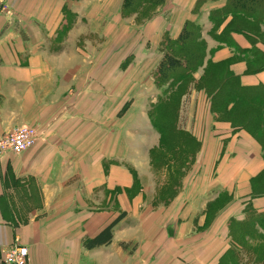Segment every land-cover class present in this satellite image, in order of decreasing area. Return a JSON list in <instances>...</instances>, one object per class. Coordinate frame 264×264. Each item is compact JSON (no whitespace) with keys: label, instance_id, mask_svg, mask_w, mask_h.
<instances>
[{"label":"crops","instance_id":"crops-1","mask_svg":"<svg viewBox=\"0 0 264 264\" xmlns=\"http://www.w3.org/2000/svg\"><path fill=\"white\" fill-rule=\"evenodd\" d=\"M198 1L163 0L141 26L148 70L130 118L128 66L114 70L112 61L127 47L112 46L124 0H8L0 15V137L28 125L39 138L0 157V264L15 243L28 247L30 264L264 261V248L255 252L264 247V146L245 125L212 112L203 94L185 127L199 143L197 172L186 170L171 198L153 204L160 178L149 150L159 134L150 145L133 144L148 130L146 102L159 91L152 70L161 38L176 39L186 21L208 33L212 13L227 4ZM257 27L228 31L231 44L208 40L214 62L227 63L246 88H264V23ZM136 182L140 191L130 194ZM122 213L111 240L92 244Z\"/></svg>","mask_w":264,"mask_h":264},{"label":"rangeland","instance_id":"rangeland-1","mask_svg":"<svg viewBox=\"0 0 264 264\" xmlns=\"http://www.w3.org/2000/svg\"><path fill=\"white\" fill-rule=\"evenodd\" d=\"M128 2L127 7L124 8L122 6L121 10V16L124 21H117L113 26L114 32L117 31L118 34L113 37L112 42L114 49H117L122 42L123 46L126 44L127 47L124 48L123 53L114 51L112 61L114 70H118L117 63L119 62L128 66L130 84L128 86L129 101L127 103L131 118L138 103L139 105L141 103L134 97L137 90V83L143 75L142 73L148 70L146 64L142 63L144 57L141 54L140 46L143 39L141 26L148 22L150 23L147 20L153 17L156 6L151 0H134L133 5L130 4V1ZM257 12L259 11L257 10ZM189 22L193 34L186 46L176 44L174 39L168 36L161 38L160 45H158L161 54L166 49L172 50L186 62L184 63V67L178 69L174 74H171V78L167 81H160L156 74V69L152 70L153 78L159 91L155 100L146 102L147 105L145 108L149 116L148 130H144V134L140 133L138 137L132 138L133 141L136 139L141 146H146L152 143V134L154 132L157 135L159 134L156 141L160 143L155 148L151 147L149 150L152 171L156 178H160L158 180L160 187H156V197L148 198L151 204L159 201H168L172 196L171 194H174L179 188L186 170L188 171L190 169V172L192 170L193 174L197 172L198 166L194 165V163L199 151V143L197 138L191 136V133L185 127H187V124H190L192 116L198 110L199 99L203 98V94L206 96L205 100L206 102L208 101V106L212 111L210 95L218 86V81L223 79L222 74L225 73L224 67L226 66L224 63L214 62L211 55H214V49L216 47L210 49L208 40H210L209 37H212L214 40L226 41L228 44H231L232 41L229 32L224 30L219 34V28L216 25H213L207 31L208 33H205L199 22ZM243 24L249 25L244 22ZM119 30H122V34ZM253 30L259 31L260 29L255 26ZM262 36H264V32ZM213 43L216 46L217 43L215 41ZM189 48L195 49L197 53L196 58H189L187 53ZM151 86L149 85V87ZM151 92H154L152 88ZM186 119L188 122H186ZM34 128L38 132V129L36 127ZM133 144H136V142L134 141ZM140 188V182H136L134 187L130 189V194L138 193ZM263 248L260 245L256 247L255 252L258 256H261V253H263L264 250L261 252Z\"/></svg>","mask_w":264,"mask_h":264},{"label":"trees","instance_id":"trees-1","mask_svg":"<svg viewBox=\"0 0 264 264\" xmlns=\"http://www.w3.org/2000/svg\"><path fill=\"white\" fill-rule=\"evenodd\" d=\"M128 1H130L131 5L134 4V0H124V8L129 4ZM151 1H153L154 5L163 2V0ZM201 1L202 0L198 1L199 4ZM257 10L259 12H257ZM230 13L234 15L235 19L228 22L225 31H231L233 29L253 30L255 26L257 27L260 23H264V20H260L264 17V0H227V4L222 10L212 13L214 26L216 25L219 27L224 23V20ZM256 15L260 17L257 21H250L247 19L248 17H255ZM243 22L249 25L247 26L243 24ZM189 25L190 22L186 21L178 37L174 39L176 44L186 46L193 34ZM187 53L189 58L192 59L197 56L193 48H189ZM185 62L186 61H183L172 50L166 49L156 67L158 79L160 81L169 80L171 74H174L178 69L184 67ZM224 64L226 65L224 67L225 75L222 74L223 79L218 81V86L210 95L212 112L218 114L223 119L231 121L236 126L245 125L264 146V88L242 87L235 75L228 69L227 63ZM249 70L253 71L255 68H250ZM191 136L193 135L191 134ZM123 215V213L119 215L110 225L102 230L94 238L92 244L110 241L111 230ZM257 221L261 223L263 220L258 219ZM261 264H264V261H262Z\"/></svg>","mask_w":264,"mask_h":264},{"label":"built area","instance_id":"built-area-1","mask_svg":"<svg viewBox=\"0 0 264 264\" xmlns=\"http://www.w3.org/2000/svg\"><path fill=\"white\" fill-rule=\"evenodd\" d=\"M8 8V0H0V15ZM38 132L32 126H22L0 137V157L8 152H20L34 145ZM4 261L7 264H30L28 247L15 243L5 252Z\"/></svg>","mask_w":264,"mask_h":264}]
</instances>
